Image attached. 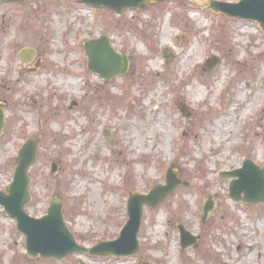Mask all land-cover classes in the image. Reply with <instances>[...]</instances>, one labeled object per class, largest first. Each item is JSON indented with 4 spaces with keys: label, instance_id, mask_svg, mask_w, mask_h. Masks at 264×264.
I'll return each mask as SVG.
<instances>
[{
    "label": "rangeland",
    "instance_id": "rangeland-1",
    "mask_svg": "<svg viewBox=\"0 0 264 264\" xmlns=\"http://www.w3.org/2000/svg\"><path fill=\"white\" fill-rule=\"evenodd\" d=\"M122 12L76 0H0V189L13 180L18 148L39 139L26 211L43 216L59 198L77 241L92 246L119 236L129 192L165 184L168 169L187 184L144 208L140 249L122 257L29 258L24 233L4 214L0 264H264V204L235 202L219 176L244 158L264 168V32L204 0ZM103 34L130 61L108 82L88 70L84 51ZM24 48L36 49L30 61L19 57ZM178 225L198 244L182 249Z\"/></svg>",
    "mask_w": 264,
    "mask_h": 264
},
{
    "label": "water",
    "instance_id": "water-1",
    "mask_svg": "<svg viewBox=\"0 0 264 264\" xmlns=\"http://www.w3.org/2000/svg\"><path fill=\"white\" fill-rule=\"evenodd\" d=\"M22 1V0H7ZM93 6H106L111 10L121 11L127 8H140L145 3L162 0H79ZM207 6L215 11L222 12L230 18H245L257 20L264 28V0H241L236 3L206 0ZM85 49L88 56V68L91 71L100 73L107 81L114 75H122L129 67L128 55L117 52L111 45L106 35L87 40ZM35 50L27 48L22 50L21 56H30ZM169 59L172 55L164 51ZM219 60L213 57L207 62L212 67ZM5 126L4 112L0 109V135ZM39 140L29 138L19 149L17 165L14 171L13 181L6 187L5 191L0 190V204L4 206L7 214L17 220L18 229L26 234L27 253L30 257L38 254L43 258L59 257L74 252H90L92 255H129L139 250L140 242L138 233L144 212V205L151 208L159 205L165 198L173 193L183 182L181 177L173 170H168L166 182L163 185L155 186L150 193H133L128 201L127 224L121 231L118 239L112 241H101L92 248H87L77 243L74 234L69 230L62 212V202L59 198L52 199L48 212L41 218L31 216L25 209L26 204L31 200L29 192L30 176L29 169L37 160ZM53 164V170L56 169ZM246 168L247 170H243ZM232 172H221V176H239L230 183V195L236 201L244 200L251 203H264V171L251 159L245 161V166ZM244 193V196H242ZM212 209V200L205 205L204 219ZM3 212L0 211V215ZM181 241L184 247L192 244L197 245L199 236L193 235L183 225H179ZM80 264H86L81 261ZM150 264V263H141Z\"/></svg>",
    "mask_w": 264,
    "mask_h": 264
}]
</instances>
